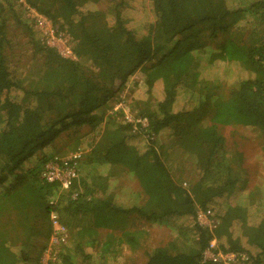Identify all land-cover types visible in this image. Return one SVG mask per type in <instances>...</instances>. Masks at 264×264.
<instances>
[{"label":"trees","instance_id":"1","mask_svg":"<svg viewBox=\"0 0 264 264\" xmlns=\"http://www.w3.org/2000/svg\"><path fill=\"white\" fill-rule=\"evenodd\" d=\"M16 1L0 0V264L28 263L33 241L50 231L51 212L90 215L95 223L70 231V244H59L47 264H106L125 247L139 251L143 230L99 240V228L129 216L189 229L145 252L144 264H215L202 261L211 240L223 253L246 255L235 264L264 261V178L246 190L243 153L235 141L226 146L223 133L233 126L251 130L264 158V0H150L154 19L143 24L124 16L128 0H25L56 34L70 36L77 58L61 59L34 41L44 70L25 87L8 70L5 53L11 21L34 34ZM103 2L113 6L100 9ZM134 72L143 78L133 104L138 121L124 119L122 109L97 119L94 113L108 109ZM84 125L88 131L69 150L81 151L83 142L88 150L69 189L47 184L36 167L24 169L23 161L62 131ZM165 129L196 158L201 176L189 190L171 178L154 148L152 137ZM121 176L139 188L126 204L108 192L110 179ZM237 193L234 205L218 203ZM198 210L217 225L201 226Z\"/></svg>","mask_w":264,"mask_h":264},{"label":"rangeland","instance_id":"2","mask_svg":"<svg viewBox=\"0 0 264 264\" xmlns=\"http://www.w3.org/2000/svg\"><path fill=\"white\" fill-rule=\"evenodd\" d=\"M149 1L150 0L127 1V6L123 11V14L129 19V24H143L147 21H153L154 17L150 9ZM110 6H113V4L103 2V4L98 5L100 9L105 10H107V8L109 10ZM83 9L82 11H84ZM25 21L28 23L26 19ZM139 33V35H142L143 31H140ZM29 34L30 35H26L21 27L17 28L14 22H10L8 37L10 43L5 51L9 68L8 70L14 78L20 80L24 87L30 82L33 84L38 83L41 80L42 72L44 70V63L40 58V55L35 53L33 47L34 41H40V38L35 32L33 35L31 33ZM189 83L190 78L186 79L184 82L185 86H189ZM219 86L222 90L224 89V83H221ZM39 88L42 90L45 88L43 83L39 84ZM142 90L143 78L140 77V74L134 72L125 82L124 86H122L119 93L108 101V109L103 113H94L96 118H104L107 115H110V113L117 112L118 109H122L124 119L127 117L133 118L138 113L137 111H139V106L133 105L135 101L134 99ZM216 92L219 93L217 90ZM139 96H142V94L140 93ZM219 96L221 97L222 94H219ZM206 122L207 116H204L201 124L205 125ZM86 131H88V125L81 126L75 130L68 127L46 147L37 150L33 155L34 157L29 159V161L24 160V169L36 167L41 176L44 166L48 162L63 160L72 152L69 149L74 147L75 140ZM232 132H234L235 135L230 137L229 135H231ZM223 133L225 134L224 137H226L225 145L228 147L231 145L233 147L232 142L235 141L238 150L243 153V161L246 165L244 170H247V181L245 184L246 190L261 183L264 178V158L260 153L261 141L254 137L251 130L244 129L242 126L226 128L223 130ZM242 136L243 138L241 139ZM152 140L155 142L154 148L159 153L171 178L177 184L182 188L189 190L193 184L200 180L199 178L201 175L196 163V158L173 141L169 130H162L158 135L153 136ZM83 143L85 144L86 142ZM84 144L81 147V155L83 153L85 154L88 150ZM159 147L162 148L160 149ZM38 158L41 160L37 163ZM81 161L84 162L83 160ZM81 161H79L78 167L81 166ZM205 180L206 181L202 182L207 186V179ZM108 183V192L113 195L112 198L115 202L121 204L128 203L129 200L135 198L136 193H139L137 184L129 177L125 178L121 176L118 179L112 178ZM60 189L66 190L62 188ZM240 197H242V195L237 193L230 198H226V201H223V199L219 200L218 203H221L222 205H234V201L238 200ZM184 222L187 223L186 226L194 224L190 219H184L181 223ZM94 223L95 220L90 215L77 214L71 217L68 214L59 215L56 212H51L48 219L50 231H48L47 234L46 230L36 239V241H33L34 244H31L29 250H27L30 257L27 264H47L48 260L51 261L54 259V251L59 244H65L66 246L70 244V231L75 230L77 227L92 226ZM109 225L111 227L110 229L102 227L98 229L100 233V241L105 240L104 235L106 233L118 235L123 230H143L145 235H143L142 248L139 251H129L128 248L125 247L120 251L118 250L119 255L117 258L107 259L106 264H144L146 260L145 252H150L155 247L164 246L169 242H173L176 238H183V236L186 235L185 232L189 230L184 229L183 231H179V229L175 228V226L171 227V225L165 226L137 221L136 217L133 216H129L121 223H111ZM95 259L98 258L95 257ZM260 264H264V261Z\"/></svg>","mask_w":264,"mask_h":264},{"label":"built area","instance_id":"3","mask_svg":"<svg viewBox=\"0 0 264 264\" xmlns=\"http://www.w3.org/2000/svg\"><path fill=\"white\" fill-rule=\"evenodd\" d=\"M16 2L21 5L24 19L31 25L45 48L54 49L61 59L69 61L77 60L71 48V38L69 39L70 36L67 33L59 32L56 34L52 22L43 14L26 4L25 0H17ZM130 118L127 117L126 120L134 123L138 121H134L132 117ZM141 124L142 126H146V121L144 119L141 120ZM81 156V151H74L69 153L61 161L48 162L42 169L41 178L47 184L58 185L62 189L69 188L72 180L76 178ZM197 222L209 230L217 225L216 221L209 219L208 215L201 211H197ZM202 259L204 262H212L215 264H235L237 261L242 263L247 258L244 254L223 253L218 249L216 240H211L208 247L202 253Z\"/></svg>","mask_w":264,"mask_h":264},{"label":"clouds","instance_id":"4","mask_svg":"<svg viewBox=\"0 0 264 264\" xmlns=\"http://www.w3.org/2000/svg\"><path fill=\"white\" fill-rule=\"evenodd\" d=\"M41 177V176H40Z\"/></svg>","mask_w":264,"mask_h":264}]
</instances>
